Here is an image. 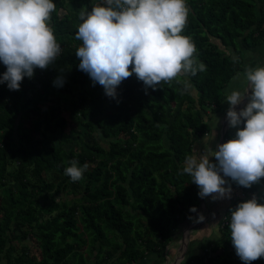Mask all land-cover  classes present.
<instances>
[{
	"label": "trees",
	"instance_id": "16d2710c",
	"mask_svg": "<svg viewBox=\"0 0 264 264\" xmlns=\"http://www.w3.org/2000/svg\"><path fill=\"white\" fill-rule=\"evenodd\" d=\"M54 3L50 24L60 55L19 90L0 84V264H138L165 252L197 213L189 209L201 206L184 160L224 114L246 53L264 44V0H187L181 34L205 70L147 91L133 74L117 86L116 99L79 70L75 55L79 12L98 0ZM58 75L62 87L53 85ZM73 133L78 142L68 147ZM73 160L88 165L76 182L64 174ZM228 179L235 198L220 237L182 264H245L231 242L230 209L253 196L264 203V177L251 187Z\"/></svg>",
	"mask_w": 264,
	"mask_h": 264
},
{
	"label": "clouds",
	"instance_id": "9594fccd",
	"mask_svg": "<svg viewBox=\"0 0 264 264\" xmlns=\"http://www.w3.org/2000/svg\"><path fill=\"white\" fill-rule=\"evenodd\" d=\"M56 11L54 0H0V64L6 69L0 73V84L19 90L25 77L31 79L35 69H46L60 55L61 45L50 24ZM188 13L187 0H98L90 11L79 12L75 33L82 42L75 52L79 70L112 99L117 98V86L133 74L147 91L162 81L204 71L205 65L193 55L195 45L181 34ZM243 75L246 87L231 90L225 99L228 126L236 129L233 138L184 160L183 173L197 185L201 198L227 196L231 187H225V177L244 187L264 177V65L248 67ZM64 82L58 75L53 85L62 87ZM190 88L186 81L183 91ZM245 98L247 103L237 111ZM87 168L73 160L64 174L76 182ZM230 217L236 255L245 264L264 257V203L253 196L230 209Z\"/></svg>",
	"mask_w": 264,
	"mask_h": 264
},
{
	"label": "crops",
	"instance_id": "0c3cea01",
	"mask_svg": "<svg viewBox=\"0 0 264 264\" xmlns=\"http://www.w3.org/2000/svg\"><path fill=\"white\" fill-rule=\"evenodd\" d=\"M240 85V82L236 84ZM240 86H243L241 83ZM232 88L227 91V95L230 93ZM247 103V98L238 106L236 110L239 111L240 108ZM229 107L228 103L225 111ZM221 116V120L214 121L211 124L212 131L205 135L201 140L195 144L194 154L196 152L203 154L206 151L215 150L217 144L223 143L222 137L225 134L233 135L236 129L230 128L226 119V112ZM224 116V118H223ZM222 121V122H220ZM242 127V125H241ZM226 142V141H225ZM212 162H215V157H210ZM229 177H225L226 184L225 187H229ZM233 192L225 196L224 198H219L213 200L211 196L202 198L203 204L200 206V210L194 215L193 219L184 223L181 229L176 232L174 242L167 248L163 253L148 255L145 259L141 260L138 264H179L178 262L184 256V258H194L198 254L201 255L203 250H208L213 246V243L220 237V232L218 225L223 219L224 215L227 213L229 207H231L232 199L234 198ZM203 216V220L199 219V216ZM201 224L200 228L191 232H187L188 224ZM166 256V259H165Z\"/></svg>",
	"mask_w": 264,
	"mask_h": 264
},
{
	"label": "rangeland",
	"instance_id": "374dc122",
	"mask_svg": "<svg viewBox=\"0 0 264 264\" xmlns=\"http://www.w3.org/2000/svg\"><path fill=\"white\" fill-rule=\"evenodd\" d=\"M260 65H264V44L262 46H260L259 48H257L256 50H252V51H248L246 53V62H245V65H244V70L243 72L232 82V84L230 85V87L228 88V92L229 90L232 88L233 89H238V90H243L244 87H246V81L244 79V71L246 68L248 67H256V66H260ZM237 82L239 83L240 82V85L241 83L243 84V86H237ZM59 106L62 110V114L65 118L67 119H70L72 118V114L69 112V107L65 104H61L59 103ZM228 109V107H227ZM226 109V111H227ZM225 111V112H226ZM224 118V116H223ZM218 119V118H217ZM216 120V119H214ZM218 120H221V117H219ZM222 122V121H220ZM97 137V136H96ZM72 138H73V145H69L68 147H74L76 145V143L78 142L77 140V136L76 134L73 133L72 135ZM97 140H98V144L101 145L103 148H107L108 146V143L107 141L103 140L102 138H99L97 137ZM235 198V196H234ZM237 198V196H236ZM32 242H30L29 240H27L26 242H24V244H31ZM35 249V248H34ZM32 252L34 253H37V250H32Z\"/></svg>",
	"mask_w": 264,
	"mask_h": 264
},
{
	"label": "water",
	"instance_id": "95a60500",
	"mask_svg": "<svg viewBox=\"0 0 264 264\" xmlns=\"http://www.w3.org/2000/svg\"><path fill=\"white\" fill-rule=\"evenodd\" d=\"M226 138V136H225V134L223 135V137H222V142L224 143L225 142V139ZM203 201H204V199L202 200L201 199V206H202V204H203ZM200 210V209H199ZM193 219V218H192ZM200 226H201V224H188V226H187V232H189V235H190V233L191 232H193V231H195V230H197V229H199L200 228ZM184 259V256L180 259V261L178 262L179 264H180V262L182 261Z\"/></svg>",
	"mask_w": 264,
	"mask_h": 264
},
{
	"label": "built area",
	"instance_id": "2783aa9c",
	"mask_svg": "<svg viewBox=\"0 0 264 264\" xmlns=\"http://www.w3.org/2000/svg\"><path fill=\"white\" fill-rule=\"evenodd\" d=\"M185 260V258L180 262V264H182V262Z\"/></svg>",
	"mask_w": 264,
	"mask_h": 264
}]
</instances>
